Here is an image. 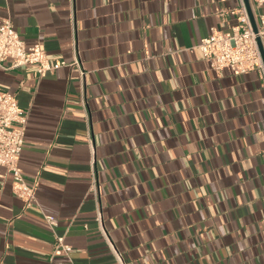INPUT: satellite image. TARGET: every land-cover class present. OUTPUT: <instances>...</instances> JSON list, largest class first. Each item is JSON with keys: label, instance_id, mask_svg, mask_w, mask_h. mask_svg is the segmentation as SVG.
I'll return each instance as SVG.
<instances>
[{"label": "crops", "instance_id": "obj_1", "mask_svg": "<svg viewBox=\"0 0 264 264\" xmlns=\"http://www.w3.org/2000/svg\"><path fill=\"white\" fill-rule=\"evenodd\" d=\"M258 1L248 0L256 23ZM243 8L0 0V21L27 46L52 64L77 54L86 71L83 104L75 68L0 69V89L27 115L19 165L38 203L25 209L0 167V264H117L96 221L93 169L105 230L128 264H264V78L217 72L197 49L212 28L238 26Z\"/></svg>", "mask_w": 264, "mask_h": 264}, {"label": "built area", "instance_id": "obj_2", "mask_svg": "<svg viewBox=\"0 0 264 264\" xmlns=\"http://www.w3.org/2000/svg\"><path fill=\"white\" fill-rule=\"evenodd\" d=\"M258 3L264 5V0H259ZM237 14L239 15L238 26L231 31L212 28L210 35L199 42L197 49L209 67L217 72L224 69L237 74L258 71L264 78V62L258 44V39H260L264 50V14L259 17L257 33L253 30L245 8L237 11ZM6 62H11V66L6 67ZM27 65H37L40 78L44 77L47 72L62 67L77 69L82 103L85 104L86 71L78 55H75L72 63L57 61L52 64L40 45L27 46L14 29L10 19H3L0 21V69L8 70ZM26 123L27 115L19 108L15 95L0 89V167L5 168L7 173L12 175V191L22 200L24 208L29 209L38 203L36 187L27 183L19 165V156L24 146ZM90 191L97 206L96 221L108 248L113 253L117 264H128L124 254L115 247L105 230L99 201L98 180L94 169ZM44 219L49 227L52 229L56 227L54 217L45 215ZM56 249H62L67 254L72 250L70 246L65 245L63 237H57Z\"/></svg>", "mask_w": 264, "mask_h": 264}, {"label": "water", "instance_id": "obj_3", "mask_svg": "<svg viewBox=\"0 0 264 264\" xmlns=\"http://www.w3.org/2000/svg\"><path fill=\"white\" fill-rule=\"evenodd\" d=\"M245 5H246V8H247V11H248V14H249V18H250L251 24L253 26V30H254L255 33H257L258 32L257 23L254 20V17H253V14L251 12V8H250L248 0H245ZM258 44H259V48L261 50V54H262V58H263V62H264V50H263V47H262L260 39H258Z\"/></svg>", "mask_w": 264, "mask_h": 264}]
</instances>
